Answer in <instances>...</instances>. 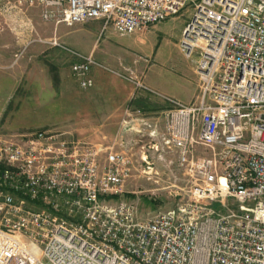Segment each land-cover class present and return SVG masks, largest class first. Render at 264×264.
<instances>
[{
    "label": "built area",
    "instance_id": "built-area-1",
    "mask_svg": "<svg viewBox=\"0 0 264 264\" xmlns=\"http://www.w3.org/2000/svg\"><path fill=\"white\" fill-rule=\"evenodd\" d=\"M192 13L178 48L193 62L197 93L181 102L142 76L63 44L57 27L101 21L133 36ZM53 32L40 37L27 11ZM58 48L72 78L93 86L101 69L168 104L158 116L124 112L111 145L38 130L0 135V264H264V0H0V33ZM17 38V39H18ZM161 123V124H160ZM129 132L131 136H125ZM148 141L150 158L138 142ZM155 162L181 171L184 196L141 218L124 193L134 172L159 178Z\"/></svg>",
    "mask_w": 264,
    "mask_h": 264
},
{
    "label": "rangeland",
    "instance_id": "rangeland-1",
    "mask_svg": "<svg viewBox=\"0 0 264 264\" xmlns=\"http://www.w3.org/2000/svg\"><path fill=\"white\" fill-rule=\"evenodd\" d=\"M27 13L40 37L51 36V24L41 22L35 9H29ZM191 13L192 6L188 5L178 15L155 28L149 27L125 37L116 36L109 29L102 32L101 21L65 28L72 31L84 27L91 33L89 43L93 41V47L95 45L93 55L98 62L112 68L121 63L142 76L144 81L146 78L160 80L161 75L165 74L172 84L170 93L181 96L195 78L191 70L193 62L186 60L178 48L181 32ZM12 37L14 40V35ZM45 48L38 44L26 49L17 61L16 66L21 70L18 75L20 78L16 79L14 95L2 118L23 129L6 132L0 130V135L55 130L67 133L70 140L111 145L120 130L122 113L136 106L132 104L136 93L144 91H136L131 83L101 69L91 71L93 86L82 89L70 74L71 60L64 63V70L60 74L58 64L62 62L61 55L56 49ZM18 49L17 45L10 49L8 59ZM155 91L163 94L161 90ZM149 104L160 107L156 112L169 108L166 103ZM137 139L135 151L138 152L144 146L150 158L153 154L147 149L150 146L148 141H141L140 137ZM154 165L158 171L163 172L159 178L147 179V176L134 172L126 183L124 193L116 198L135 204L141 218L171 209L184 197L179 190L184 180L181 171L171 166L172 174L177 177L172 180L164 171L167 163L155 162ZM116 199L111 203L117 202Z\"/></svg>",
    "mask_w": 264,
    "mask_h": 264
},
{
    "label": "crops",
    "instance_id": "crops-1",
    "mask_svg": "<svg viewBox=\"0 0 264 264\" xmlns=\"http://www.w3.org/2000/svg\"><path fill=\"white\" fill-rule=\"evenodd\" d=\"M66 28L65 26L63 27L61 25L57 27V31H56L58 38L63 44H65L66 46L72 49L74 48L75 51L82 53V54L93 53L95 49V45L93 47V44H92L93 41L89 43V40L91 39V33L88 30H86L84 27H77L76 29L69 31V30H66ZM151 28H155V26ZM7 33H10V34H7ZM12 35H14L15 43H13L14 40H13ZM17 38L18 37H16V32L9 30V29H5L2 33H0V130L4 132L23 129L22 126H13L11 122H7L5 119L3 120L2 118V116L6 114L9 101L14 95V92L17 86L16 79L20 78V76L18 75H19V72L21 73V70H18V67H17L18 65L16 66L17 62L16 63L13 62L14 53H11L12 56L10 59H8V51L10 52V49H12L15 45H17V47L20 49L23 46L24 42H26L29 39L28 35H23L21 36V38H18V39ZM85 42H88V43L86 44ZM35 45H38V44H32L28 46L26 49H29ZM45 49L58 50L59 54L62 57V62H59L58 64L60 74L62 73V70H64L63 66L65 62L69 63V61L71 60L70 65L73 62H75V59L65 51H62L58 48H45ZM95 59H96V56H95ZM93 69H96V68H93ZM191 70H192V74L194 75L193 67H191ZM90 76H91V72H90ZM195 81L196 80L194 78L193 82L190 85H188L186 89L181 87L182 90L185 89L181 96L172 95L170 93L169 90H171L170 87L172 86V84H170V82L167 80V76L165 74L161 75L160 80L157 78L155 79L146 78L145 84L152 89L163 91V94L166 96H169L181 102L187 103V102L192 101L193 98L195 97V94H196V84H195L196 82ZM93 83H94V80H93ZM134 101L135 102L132 104H135L136 106H133L134 108L131 107L130 109H125L124 112L126 110H130L131 112L135 113V111L133 110H136L141 115H143L145 118L155 117L161 113V112H156L160 109L159 106H151L149 103H156V105H161V103L163 102L159 100L158 98L150 96L149 94L145 92L136 93ZM124 112L122 113L123 118H124ZM129 135L131 136L129 132H126V136H129Z\"/></svg>",
    "mask_w": 264,
    "mask_h": 264
},
{
    "label": "trees",
    "instance_id": "trees-1",
    "mask_svg": "<svg viewBox=\"0 0 264 264\" xmlns=\"http://www.w3.org/2000/svg\"><path fill=\"white\" fill-rule=\"evenodd\" d=\"M108 199H116V198H108Z\"/></svg>",
    "mask_w": 264,
    "mask_h": 264
}]
</instances>
